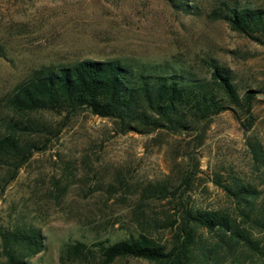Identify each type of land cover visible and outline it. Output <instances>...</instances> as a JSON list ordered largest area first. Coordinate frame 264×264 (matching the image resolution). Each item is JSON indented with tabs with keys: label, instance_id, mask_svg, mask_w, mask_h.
Here are the masks:
<instances>
[{
	"label": "rangeland",
	"instance_id": "374dc122",
	"mask_svg": "<svg viewBox=\"0 0 264 264\" xmlns=\"http://www.w3.org/2000/svg\"><path fill=\"white\" fill-rule=\"evenodd\" d=\"M186 1L196 9L183 11L168 0H0V112L3 95L33 68L83 58L180 66L199 76L207 74L211 58L230 69L239 91L255 90L246 131L228 109L182 133H118L109 119L87 110L67 117L32 113L50 131L46 146L0 189V224L25 223L43 236L44 248L30 264H63V246L74 240L89 244L142 232L166 244L178 202L232 210L214 182L228 174L256 186L263 226L250 228L255 250L217 251L228 262L236 255L242 264H264V178L244 144L248 134L264 143V38L255 41L211 18L209 9L221 0ZM224 1L264 7V0ZM151 185H163L164 195L145 196L142 188ZM199 233L204 242L216 239ZM62 257L64 264H98L94 255ZM109 264L152 262L124 256Z\"/></svg>",
	"mask_w": 264,
	"mask_h": 264
},
{
	"label": "trees",
	"instance_id": "16d2710c",
	"mask_svg": "<svg viewBox=\"0 0 264 264\" xmlns=\"http://www.w3.org/2000/svg\"><path fill=\"white\" fill-rule=\"evenodd\" d=\"M168 2L183 11L196 9V5H189L186 0ZM208 15L223 20L231 30L250 39L261 42L264 38V7L221 0L209 9ZM205 64L208 67L205 76L180 66L118 58H83L33 68L3 95L0 189L14 178L32 152L46 146L50 131L31 118L35 112L48 111L67 117L72 112L87 110L109 119L118 133L154 130L182 133L228 109L243 131L248 130L255 90L239 91L228 67L211 58ZM244 144L254 168L261 170L264 178V143L248 134ZM219 178L215 177L214 182L231 200V211L194 208L178 202L180 207L169 221L172 233L166 244L142 232L89 244L74 240L64 244L59 260L64 264L65 253L79 259L94 255L98 264H109L124 256L144 258L152 264H242L236 255L229 262L224 256L235 246L257 248L250 228L254 223L263 226L261 211L255 206L258 190L235 174H228L226 180ZM165 190L163 185L142 188L145 196H163ZM170 192L175 194V187ZM199 230L214 233L216 239L204 242ZM221 246L225 255L217 251ZM43 248L38 228L25 223L0 224L2 264H30L29 258Z\"/></svg>",
	"mask_w": 264,
	"mask_h": 264
}]
</instances>
